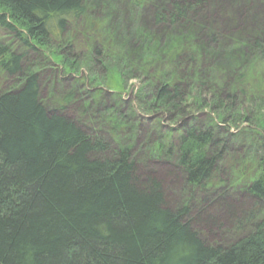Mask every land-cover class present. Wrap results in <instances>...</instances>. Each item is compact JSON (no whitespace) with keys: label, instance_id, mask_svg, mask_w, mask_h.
I'll return each instance as SVG.
<instances>
[{"label":"trees","instance_id":"1","mask_svg":"<svg viewBox=\"0 0 264 264\" xmlns=\"http://www.w3.org/2000/svg\"><path fill=\"white\" fill-rule=\"evenodd\" d=\"M138 1L0 0V30L20 48L0 38V87L5 78L19 81L0 91V264H264V156L249 170L247 160L230 155L224 139L243 133L229 132L240 112L264 111V68H250L257 61L264 66L262 33L251 45L234 41L224 50L214 41L206 49L203 41L197 44L200 35L175 28L161 44L141 16L124 15L126 8L139 13ZM206 3L169 0L170 10L155 15L154 25L176 27ZM132 30L137 37L128 42ZM50 44L65 63L90 68L92 87L84 90L82 111L93 124L87 130L63 114L76 100L73 88L51 105L39 94V75L29 61L38 46ZM186 50L201 65L197 70L189 69L193 61L181 63ZM236 54L246 60L235 61ZM204 57L211 67L202 68ZM180 68L188 69L186 76ZM145 75L150 81L137 89L148 90L135 102L155 113L151 131L158 133L165 121L180 125L156 134L149 152L182 174L191 190L183 205L172 206L164 191V178L178 179L176 171L162 180L140 173L132 150L140 121L102 102L119 89L113 79ZM191 105L207 114V123L190 118L186 124ZM123 129L132 134L127 141L117 133ZM227 155L234 174L229 180L222 173ZM227 188L243 191L253 207L235 208L223 196ZM209 198L224 212L229 233L245 236L224 244L208 240L220 220L192 217L191 209L211 208L204 206Z\"/></svg>","mask_w":264,"mask_h":264},{"label":"rangeland","instance_id":"2","mask_svg":"<svg viewBox=\"0 0 264 264\" xmlns=\"http://www.w3.org/2000/svg\"><path fill=\"white\" fill-rule=\"evenodd\" d=\"M168 1L169 0H139L137 2L139 13L126 8L124 15L131 17L133 20L135 15H137L136 17L138 19L141 16V24L144 26V28L149 30L151 36L155 38L154 40H159L161 44L166 41L168 35L172 33L175 28H180L184 32H193L200 35L202 38L201 40L200 37L199 39H196L197 44L202 45L201 42L203 41L205 46H207L206 49H209V47L213 45L214 41L216 42L214 44H219L216 46H220V48L224 50H231V48L234 47V45H231V43L234 41H245L246 46L251 45L254 37L256 36L259 38L260 33H262V36L260 37H262L264 40V0H207L205 8L201 9L199 11L200 13L197 11L195 13L196 15L192 13L188 14L182 24L179 23V25L176 27L170 25L155 27L156 25H154L153 18L159 13L164 14L166 11L168 12L170 10L168 7ZM103 10L105 11L106 9L103 8L96 11V18L100 19L102 17ZM232 10L237 12L234 13ZM191 17L195 18L192 19ZM136 32L137 30H132L131 36L128 38V42L129 40L134 41L136 39ZM234 35L236 38L230 42V39L233 38ZM0 38L7 42V44H14L15 49L20 51L19 47L17 49L15 41L12 40V37L6 34L4 31L0 30ZM208 40L209 44H206ZM225 41L228 42L226 43L228 45L222 43ZM37 48L39 49L40 53H37L36 55L33 54V56H31L32 59L29 62H32L30 71L39 75L38 85L41 98L43 101H46V104L48 103L51 105L54 98H58L66 94L68 90L73 88V90H75V94L77 95L76 100H74L69 106H66L63 114L77 123L79 120L80 123L78 124L82 126L83 129L87 130V126H93V124L88 119L89 116L84 115L82 111L86 110L84 108V103L87 100V95H84V90H90L89 88L92 87V83L90 82L88 74L90 73V68L84 65L79 67L77 64L78 62H74V64H71L72 66H70L68 63H65L61 56H59L61 54L60 51L56 53V47L52 44H50L49 48L46 46H38ZM244 51L246 53L245 56L248 55L251 57V55H253V53L247 49ZM183 54L184 56H182L183 59L181 63L185 62V60L193 61L194 64L192 66L189 64L190 68H188H195V70H197L198 65H200L198 61H196L197 59H194V57L189 54L188 50L183 52ZM232 58L235 61L238 58L246 60L243 54H236L232 56ZM260 59L264 61V55L263 58L260 57ZM199 62L203 65V69L211 67L208 58L206 59L204 57L203 60L200 58ZM23 65L25 67V64ZM69 67H72L73 69H70ZM246 68L248 70V66ZM250 68L251 70H255L257 68H259V70H263L264 66L257 61L252 63ZM180 70H183L181 73L182 75L186 76L185 70L188 69L180 68ZM233 75H235V73H233ZM232 77L233 76H230V78ZM248 77H250L249 74ZM187 78H191V76H188ZM258 78L262 79L261 73L258 74ZM62 79L67 81L64 82ZM149 81L150 79L147 75L142 76L137 80H127L124 83L118 78L113 79V82L117 83L119 89L116 91L115 97L112 99H109L108 97L102 100V102L107 105L115 104L117 107L125 111V116H127L128 119L134 120L136 117V119L140 121L138 125V134L134 136L135 144L132 148L135 155L139 157V164L137 162L138 166L142 165L139 171L142 173V175L150 174L153 177L156 175L160 180H162L161 177H164L166 173H169V171L172 173L176 170L172 168V161H162L161 159L151 155L149 149L152 147V145L150 144H152V142L155 140L156 134L165 135V131H167L169 128L173 127L174 129L176 128L178 130L180 125L173 123V121H165L161 123V129L158 132L159 134L151 131L152 120L156 119H154L155 113L150 110H143V106H140L135 102V97L142 98L145 94V91L148 90L147 88H137L142 83L146 84ZM1 84L0 91H6L16 88L19 84V81L12 78H5L4 81L2 79ZM193 102L194 98L192 101H190V103L193 104ZM82 105L83 108L81 107ZM191 110H193L192 114L185 117L186 124L190 122L192 118H196V120L198 119L200 124L204 125V123H207L206 113H200L199 109L197 110L194 105H191ZM194 110H196V112ZM257 117L261 118V120L258 121ZM249 118L252 119L251 122L254 120L255 123H249ZM237 125V130H232L233 128H231L229 132L231 134H236L238 131L243 130V133L236 135V137H231L229 134H226L224 139L228 140L230 155H233L235 160L241 158L247 160L248 162H246L245 165L249 166V170H251L254 166H256L259 156H264V111L251 108L250 110L248 109L240 112L238 115ZM245 129H247V131H244ZM117 133L121 138H124L125 141L130 139L129 135H132L127 133V131L124 129L118 130ZM160 137L162 138V136ZM141 156L143 160L141 159ZM226 159L227 162L222 164V173L225 174L226 179L229 180L232 179V176H234V174L231 172V168L233 166L231 159H228V155ZM176 172L178 174V179L171 176L169 178H164L163 180L165 194L171 199L172 206L174 207L178 204L183 205L187 201L186 194L188 195L191 192V190L186 189L185 183L182 179V174L180 176V172ZM223 196L225 197V200H227L239 210L246 211L253 207V200L245 195V193L243 194V191H239L238 189L236 190L227 188ZM196 200L197 199H194L193 201L194 205H197ZM213 200L214 199L209 198L205 201L204 206H212L214 204ZM199 207L200 206H193L191 209L192 217L204 213L212 218H218L221 222L218 229L213 230L211 234L208 232L209 241L212 238H215L220 243L222 242L224 244L226 242H232L234 239H240L246 235L244 232H235L230 234L231 232L229 229L231 226L227 224L224 212L219 208V206H212L211 208L204 207V210L202 209V211L197 210ZM201 236H203V239H205V234L203 235L201 233Z\"/></svg>","mask_w":264,"mask_h":264},{"label":"bare ground","instance_id":"3","mask_svg":"<svg viewBox=\"0 0 264 264\" xmlns=\"http://www.w3.org/2000/svg\"><path fill=\"white\" fill-rule=\"evenodd\" d=\"M234 13H236L237 11H234V10H232Z\"/></svg>","mask_w":264,"mask_h":264}]
</instances>
